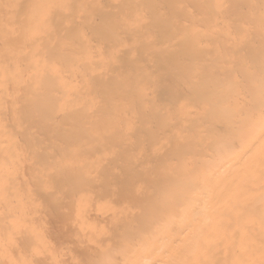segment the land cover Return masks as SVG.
I'll return each instance as SVG.
<instances>
[{
    "label": "bare ground",
    "instance_id": "bare-ground-1",
    "mask_svg": "<svg viewBox=\"0 0 264 264\" xmlns=\"http://www.w3.org/2000/svg\"><path fill=\"white\" fill-rule=\"evenodd\" d=\"M0 264H264V0H0Z\"/></svg>",
    "mask_w": 264,
    "mask_h": 264
}]
</instances>
